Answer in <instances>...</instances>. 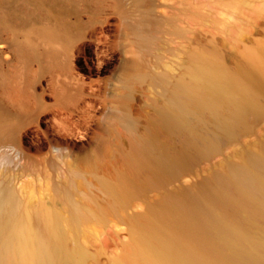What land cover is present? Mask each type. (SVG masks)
<instances>
[{"label":"rangeland","instance_id":"rangeland-1","mask_svg":"<svg viewBox=\"0 0 264 264\" xmlns=\"http://www.w3.org/2000/svg\"><path fill=\"white\" fill-rule=\"evenodd\" d=\"M264 44V0H0V206L62 214L84 254L65 264H116L165 193L239 163L264 143V113L176 178L109 206L131 147L192 55L227 63ZM78 206L102 207L82 223Z\"/></svg>","mask_w":264,"mask_h":264},{"label":"bare ground","instance_id":"bare-ground-1","mask_svg":"<svg viewBox=\"0 0 264 264\" xmlns=\"http://www.w3.org/2000/svg\"><path fill=\"white\" fill-rule=\"evenodd\" d=\"M243 0H230L238 5ZM186 74L168 88L143 132L131 142L119 181H103L109 206L124 193L159 187L246 131L264 113V44L244 47L227 63L215 49L192 55ZM78 206L82 223L104 212ZM60 213L0 206V264H65L84 254L72 247ZM116 264H264V143L239 163L163 194L141 219Z\"/></svg>","mask_w":264,"mask_h":264}]
</instances>
